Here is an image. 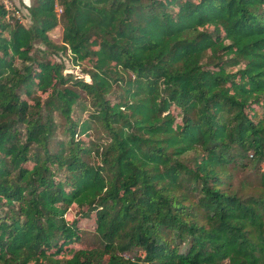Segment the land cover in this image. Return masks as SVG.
Instances as JSON below:
<instances>
[{
	"label": "trees",
	"instance_id": "1",
	"mask_svg": "<svg viewBox=\"0 0 264 264\" xmlns=\"http://www.w3.org/2000/svg\"><path fill=\"white\" fill-rule=\"evenodd\" d=\"M25 8L0 3V264H264V0Z\"/></svg>",
	"mask_w": 264,
	"mask_h": 264
},
{
	"label": "rangeland",
	"instance_id": "2",
	"mask_svg": "<svg viewBox=\"0 0 264 264\" xmlns=\"http://www.w3.org/2000/svg\"><path fill=\"white\" fill-rule=\"evenodd\" d=\"M13 2H14L15 8L20 11V18H17V17H15V18L18 19L19 21H21L22 23L28 24V12H27L25 6L30 5L33 2V0H13ZM61 32H62V26L59 25L56 28H54L53 30H51L48 33V35L54 42L60 43ZM49 58L52 61L56 60V61L64 62L65 72L73 74L77 78H82V79L87 78V72L91 68L90 62H85V61L82 62L81 64L73 65L69 60L68 54H64L62 52L50 54ZM232 69L235 70L236 68L233 67ZM44 96H45V94L42 95V97H44ZM173 111H174V113L178 112V110L175 108H173ZM86 116H87V112H83L81 114L82 118H86ZM85 137L86 136H84V135L82 136V138H85ZM76 212H77V208L74 205H72L66 213L67 218L73 219L75 216H77ZM79 226L84 230L81 245L86 246L89 244L91 233H92V230L94 227L93 215H91V217H86V218L81 219L79 221ZM81 245L76 244V245H74V247L78 248Z\"/></svg>",
	"mask_w": 264,
	"mask_h": 264
},
{
	"label": "built area",
	"instance_id": "3",
	"mask_svg": "<svg viewBox=\"0 0 264 264\" xmlns=\"http://www.w3.org/2000/svg\"><path fill=\"white\" fill-rule=\"evenodd\" d=\"M0 3L8 11V14H11L14 17L20 18V11L15 8L13 0H0ZM57 7V12H61V7Z\"/></svg>",
	"mask_w": 264,
	"mask_h": 264
}]
</instances>
